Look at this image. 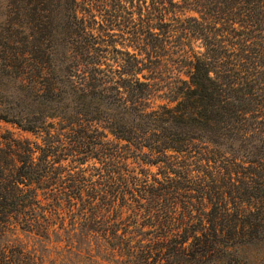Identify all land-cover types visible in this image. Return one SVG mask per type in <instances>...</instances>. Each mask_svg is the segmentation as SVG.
<instances>
[{
  "label": "trees",
  "instance_id": "1",
  "mask_svg": "<svg viewBox=\"0 0 264 264\" xmlns=\"http://www.w3.org/2000/svg\"><path fill=\"white\" fill-rule=\"evenodd\" d=\"M0 121V264L264 259V0H0Z\"/></svg>",
  "mask_w": 264,
  "mask_h": 264
},
{
  "label": "rangeland",
  "instance_id": "2",
  "mask_svg": "<svg viewBox=\"0 0 264 264\" xmlns=\"http://www.w3.org/2000/svg\"><path fill=\"white\" fill-rule=\"evenodd\" d=\"M147 1L149 4L150 0H147ZM176 1H179V0H176ZM131 11L133 12V17L135 18V20H138V16H139L137 14L138 11H136V10H131ZM135 12H136V14H135ZM95 13L97 15H99L97 11H95ZM114 39H116V41H118V43H120L119 41H121L118 38V36L114 37ZM120 47H121L120 44H118V48H120ZM183 77H185V76H183ZM161 103H163V102H161V101L156 102L157 105H159ZM4 135L6 136V139H8V140L15 138V139L22 140V141L23 140L37 141L36 136H34L32 133L22 131L12 124L0 121V139H2V136H4ZM15 165H17V162L15 163ZM153 171L156 172V169H153ZM14 239H19L29 249H32L36 245L35 239H33L29 235L22 234L21 232H18V231H16L11 236V240H14ZM49 249H51V247H49ZM48 252H50V251H48ZM244 254H246L244 256L248 259L247 264H264V259H258L256 261L250 262V250H248ZM49 256H51L52 260L55 259L57 261H60V258H61L60 254H58L56 251L54 253H50ZM61 264H69V263L66 262V263H61ZM102 264H106V263H102ZM107 264H109V263H107Z\"/></svg>",
  "mask_w": 264,
  "mask_h": 264
}]
</instances>
